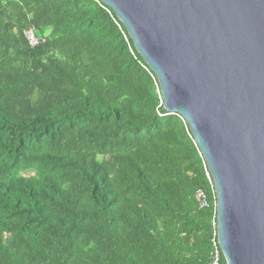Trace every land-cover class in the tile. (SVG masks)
Masks as SVG:
<instances>
[{
	"label": "trees",
	"instance_id": "trees-1",
	"mask_svg": "<svg viewBox=\"0 0 264 264\" xmlns=\"http://www.w3.org/2000/svg\"><path fill=\"white\" fill-rule=\"evenodd\" d=\"M206 171L108 7L0 0V264H210Z\"/></svg>",
	"mask_w": 264,
	"mask_h": 264
},
{
	"label": "water",
	"instance_id": "water-1",
	"mask_svg": "<svg viewBox=\"0 0 264 264\" xmlns=\"http://www.w3.org/2000/svg\"><path fill=\"white\" fill-rule=\"evenodd\" d=\"M187 124L225 264H264V0H99Z\"/></svg>",
	"mask_w": 264,
	"mask_h": 264
},
{
	"label": "built area",
	"instance_id": "built-area-1",
	"mask_svg": "<svg viewBox=\"0 0 264 264\" xmlns=\"http://www.w3.org/2000/svg\"><path fill=\"white\" fill-rule=\"evenodd\" d=\"M24 37L26 39L27 44L30 47H35L41 43H43L45 41V38L43 36H36L34 34L33 29L28 28L24 31ZM205 176L207 178V182L211 187V190L213 192V196H214V215H213V220H212V226L214 227V237L216 238V230H215V194H214V188H213V184H212V180L211 177L209 175V172H205ZM195 198L198 201V204L202 207L207 206V202H206V196L205 193L201 190L198 189L195 192ZM212 245L214 246V254L212 257V261L210 264H218V258H219V248H218V244H217V240L213 241Z\"/></svg>",
	"mask_w": 264,
	"mask_h": 264
}]
</instances>
